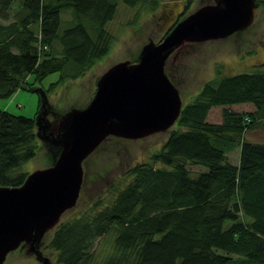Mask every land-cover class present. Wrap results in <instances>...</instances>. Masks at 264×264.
<instances>
[{
  "label": "trees",
  "instance_id": "1",
  "mask_svg": "<svg viewBox=\"0 0 264 264\" xmlns=\"http://www.w3.org/2000/svg\"><path fill=\"white\" fill-rule=\"evenodd\" d=\"M115 6L112 0H0L1 19L12 9L21 13L0 23V97L32 90L49 72L60 75L47 93L81 75L109 50L105 24ZM65 9L72 19L60 28ZM244 102L254 109L225 106ZM212 106H223L219 122L206 120ZM175 124L150 161L131 165L90 200L79 195L46 244L54 264H235L238 258L264 264V142L244 136L264 128V62L256 71L205 81ZM37 147L34 117L0 109V186L22 183V164ZM234 148L236 163L229 160ZM188 163L204 168L191 172ZM105 236L110 245L99 258L94 241Z\"/></svg>",
  "mask_w": 264,
  "mask_h": 264
},
{
  "label": "water",
  "instance_id": "2",
  "mask_svg": "<svg viewBox=\"0 0 264 264\" xmlns=\"http://www.w3.org/2000/svg\"><path fill=\"white\" fill-rule=\"evenodd\" d=\"M256 6V0L203 2L174 22L160 40L143 43L134 60L108 66L83 107L54 114L45 90L32 89L39 95L36 137L58 151L51 165L28 172L20 185L0 186V264L19 245L41 264H54L43 254L42 240L76 204L85 157L110 135L137 139L170 128L182 101L165 71L169 57L186 43L243 30ZM48 113L54 114L52 119Z\"/></svg>",
  "mask_w": 264,
  "mask_h": 264
},
{
  "label": "rangeland",
  "instance_id": "3",
  "mask_svg": "<svg viewBox=\"0 0 264 264\" xmlns=\"http://www.w3.org/2000/svg\"><path fill=\"white\" fill-rule=\"evenodd\" d=\"M112 1L116 4L115 14L105 24V29L111 36L108 52L87 67L81 75L67 79L62 84L53 87L48 93L46 92L54 114L64 112L72 106H85L93 95L97 78L108 66L123 59L134 60L143 43L149 39L160 40L174 22L182 19L203 2H208V0H142L129 6L122 0ZM256 1L257 6L254 9L253 20L243 30L221 39L186 43L173 54L176 57L173 61H171L172 56L169 57L165 71L166 73L170 71L174 77L182 104L193 99L205 81L216 82L222 75L261 69L262 62H264V0ZM70 10L60 11V28L65 27L66 20L72 19ZM20 15L21 13L12 9L8 12L6 19L0 18V23L19 19ZM33 27L35 29V25ZM59 46L58 42H54L56 49ZM59 75V71L49 72L43 77L40 85L36 84V87L40 86L45 90L51 82L59 78ZM28 80H33L32 74L28 75ZM29 86L17 89L9 97H0V109H6L14 114L35 117L39 95L36 91L29 90ZM225 106L236 111L254 109V106L248 102ZM222 107L212 106L206 115V120L219 122ZM54 114L48 113L47 117L52 119ZM175 126L174 123L165 131L155 132L137 139L108 136L82 162L83 176L79 195L82 194L84 200H90L93 196L104 193L131 165L150 161L151 155L161 148L168 133ZM244 136L248 140L264 142V128L262 126L249 128L244 132ZM37 142L38 147L35 155L22 164V168L27 173L36 168L51 165L56 158L58 151L56 147H51L38 138ZM237 159L238 149L234 148L229 153V160L236 163ZM187 168L191 172H195L204 167L200 164L188 163ZM70 210L72 208L64 211L61 219ZM53 229L45 233L41 250L53 263H56L55 252L46 246ZM94 244L100 250L99 258L110 245L107 236L97 238ZM2 264L41 263L34 254H27L25 248L19 245L6 254ZM235 264L258 263L238 258Z\"/></svg>",
  "mask_w": 264,
  "mask_h": 264
},
{
  "label": "flooded vegetation",
  "instance_id": "4",
  "mask_svg": "<svg viewBox=\"0 0 264 264\" xmlns=\"http://www.w3.org/2000/svg\"><path fill=\"white\" fill-rule=\"evenodd\" d=\"M202 2V1H201ZM191 43V42H190ZM193 43V42H192ZM174 58H176L175 57V55H173L172 57H171V61H173L174 60ZM174 64V63H173Z\"/></svg>",
  "mask_w": 264,
  "mask_h": 264
}]
</instances>
